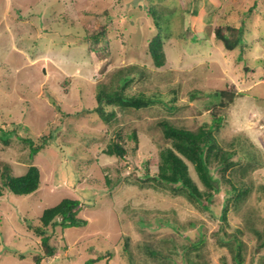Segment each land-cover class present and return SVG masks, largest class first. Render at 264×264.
Wrapping results in <instances>:
<instances>
[{
  "label": "rangeland",
  "instance_id": "rangeland-1",
  "mask_svg": "<svg viewBox=\"0 0 264 264\" xmlns=\"http://www.w3.org/2000/svg\"><path fill=\"white\" fill-rule=\"evenodd\" d=\"M152 6L163 8L168 37L161 67L148 52L157 33ZM243 23L245 44L226 49L217 26ZM189 24L201 42L181 36ZM124 74L132 77L126 93L156 102L106 106L116 112L109 123L84 110L96 104L101 85L113 89ZM218 88L235 94L225 106L211 95ZM213 115L224 117L216 137L235 163L225 175L212 165L221 181L211 201L193 203L143 181L170 145L161 119L195 129ZM0 123L2 136L13 134L0 138L1 167L20 175L35 164L42 175L34 192L5 187L0 196V264H34L41 239L28 225L65 197L81 201L87 224L57 225L50 240L58 250L44 264H83L106 251L109 261L90 264H235L221 242L232 235L242 241L243 264H264V0H0ZM118 132L123 157L104 152ZM45 135L47 144L30 158L21 138ZM189 172L205 191L190 163ZM232 185L248 191L224 212Z\"/></svg>",
  "mask_w": 264,
  "mask_h": 264
},
{
  "label": "trees",
  "instance_id": "trees-1",
  "mask_svg": "<svg viewBox=\"0 0 264 264\" xmlns=\"http://www.w3.org/2000/svg\"><path fill=\"white\" fill-rule=\"evenodd\" d=\"M162 9L158 10L152 6V10L150 9L151 13L149 12L150 16L154 18L153 20L157 33L148 40V52L157 67H161L165 63L164 45L166 38H168L167 36H163L164 31L162 24L164 12ZM189 31L192 35H188ZM215 31L216 37L223 42V45L228 50H234L238 46H243V43L245 44L244 23L238 27H233L230 24L226 26L220 24ZM181 36L185 38L191 36L199 42L202 41V37L200 38L198 33L192 31L190 24L184 31H181ZM131 79L132 77L129 76V74L121 75L118 86L110 90L106 89L104 85H101L96 93V104L84 110L96 114L99 118H102L104 122L109 123L116 116V112L113 109L107 110L106 106L141 109L154 104L156 100L143 93L134 95L126 93V88L131 82ZM211 95L220 99L219 103L222 106L226 105L223 101L225 97L231 101L235 96V94L227 92L226 89L224 90L222 88L215 89ZM170 108H172L171 105L169 106V109ZM223 121V115H213L209 122H204L197 128L192 129L186 126L173 124L166 119H161L158 124L162 129L163 137L170 142V145L164 146L159 151L157 173L155 175H150L147 172L144 178H142L144 179L143 181L149 179L153 180V182L168 185L174 192L186 195L193 203L201 204L203 202L202 198L211 201L214 196L213 192L220 190L219 185L221 181L220 177L215 176L212 172V165L215 164L214 168L219 170L222 175H225L226 170L235 163L231 160V156H233L234 152L226 150L218 142L216 137V133L222 128ZM3 126H5V124L0 123V132L6 133ZM12 131L14 134L18 133L17 128L10 132ZM12 135L13 134H11V136ZM11 136H2L0 134V138L5 142H8ZM19 137L21 138V136ZM131 137H133L137 143L138 137L136 130H133ZM49 138L50 136L45 135L39 138V140L37 139L38 142H36L35 139L25 136L21 139L28 144L30 148L29 156L33 158L35 154L47 144ZM118 138H120V140L115 139L107 144V147L104 149L105 153L118 157H123L127 153V148L121 141L123 137L119 132ZM189 163L193 165L197 176L206 187L205 191H202L197 182L191 177ZM41 176V170L35 164L29 165L24 174L14 175L8 167L2 168L0 163V196L3 194L5 187L17 195L32 193L39 188ZM223 178L224 177H222V179ZM106 180L108 184H110V178L108 176ZM231 191L233 195L232 198L226 199L224 212L227 210V202L229 200L234 198H236V200H241L248 190L232 185ZM202 205L208 208V204ZM81 207L82 204L79 199L65 197L59 203L45 208L39 218L38 224L28 225L41 239V249L34 253L32 258L34 264H44V258L52 256L58 250L57 245L53 244L50 240L57 225H60L62 228H67L87 224V219L79 216ZM258 234L262 239L260 247H264V229L262 232H258ZM221 242L229 245L230 248L233 249L235 264H243V245L240 238L236 235H232L226 239H222ZM198 244L199 241L193 243V246L197 247ZM124 249L126 252H129L127 240L124 244ZM147 251L151 255L159 254L156 249L147 248ZM109 256H112L110 251H106L104 254L89 259L83 264H90V262L93 263L105 257L109 261ZM108 261L106 264H109Z\"/></svg>",
  "mask_w": 264,
  "mask_h": 264
}]
</instances>
